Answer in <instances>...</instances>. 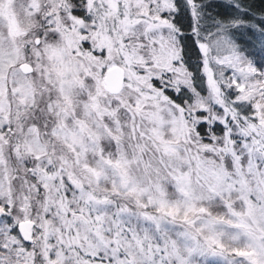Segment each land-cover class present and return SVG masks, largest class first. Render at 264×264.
I'll use <instances>...</instances> for the list:
<instances>
[{
  "label": "snow or ice",
  "instance_id": "obj_1",
  "mask_svg": "<svg viewBox=\"0 0 264 264\" xmlns=\"http://www.w3.org/2000/svg\"><path fill=\"white\" fill-rule=\"evenodd\" d=\"M0 264H264V0H0Z\"/></svg>",
  "mask_w": 264,
  "mask_h": 264
}]
</instances>
